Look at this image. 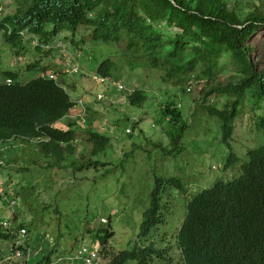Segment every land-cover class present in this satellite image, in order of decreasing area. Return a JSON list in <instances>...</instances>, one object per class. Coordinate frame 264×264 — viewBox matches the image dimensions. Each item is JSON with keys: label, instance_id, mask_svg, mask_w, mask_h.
<instances>
[{"label": "rangeland", "instance_id": "rangeland-1", "mask_svg": "<svg viewBox=\"0 0 264 264\" xmlns=\"http://www.w3.org/2000/svg\"><path fill=\"white\" fill-rule=\"evenodd\" d=\"M225 1L242 19L250 12L264 10V0ZM24 5L25 0H0L1 20ZM3 34L2 29L0 83L6 82V71L17 72L23 83L42 75L39 70H27L29 64L39 61L75 102L56 126L74 128L79 134L72 142L74 155L61 168L49 164L39 150V140L0 143V225L9 219L26 228L20 248L26 263L46 264L40 261L48 256L47 264H82L66 256L68 251L75 253L83 245L100 249L98 234L105 228H111L109 246L117 251L131 249L135 242L141 246L153 242L166 251L165 258L153 264L181 263L176 236L188 201L217 180L227 182L238 177L240 165L247 161V150L264 145V129L258 125L264 100L257 102L248 92L238 107L230 145L239 160L226 167L230 149L222 141L218 118L202 109L203 82L166 81L161 69L136 59L121 45L94 42L84 27L74 35L63 32L50 46H39L37 40L25 35L23 49H13ZM253 41L258 49L264 48V28ZM250 55H254L252 50ZM106 59L113 63L111 76L100 82L95 77L100 76L97 67ZM138 89L147 97L141 108L128 100V95ZM224 100L212 97L206 105L221 107ZM167 107L180 111L184 124L176 144L168 133L174 123L165 116ZM85 130L108 136L110 146L93 157L103 166L76 172L70 162L90 150ZM163 177L182 179L184 189L165 191L163 222L140 238L143 212L156 180ZM15 245L12 240H0V264L12 258ZM97 263L106 264L100 255Z\"/></svg>", "mask_w": 264, "mask_h": 264}, {"label": "trees", "instance_id": "trees-1", "mask_svg": "<svg viewBox=\"0 0 264 264\" xmlns=\"http://www.w3.org/2000/svg\"><path fill=\"white\" fill-rule=\"evenodd\" d=\"M80 27L90 31L94 42L121 45L136 59L161 69L166 81L203 82L202 109L218 118L222 141L230 149L225 166L237 163L239 157L230 140L238 107L248 92L257 102L264 100V48L258 49L253 41L264 28V10L242 19L225 0H25L23 9L0 18L4 40L13 49L24 48L21 40L25 35L39 46H50L63 32L74 35ZM112 67V60L106 59L98 65L97 74L110 77ZM27 70L48 71L39 61L29 64ZM5 75L11 82L0 83V143L39 140V150L49 164L63 167L74 155L72 142L79 136L74 128L56 126L75 106L70 93L47 75L26 83L19 81L17 72L6 71ZM212 97L225 98L221 107L206 105ZM146 99L140 89L128 95L129 103L139 108ZM165 116L174 123L168 133L176 144L184 131L181 113L167 107ZM258 125L264 129V114ZM84 136L90 150L70 162L76 172L103 166L93 157L110 146V138L96 131L85 130ZM246 155L238 177L217 180L188 201L176 236L179 264H264V145L247 150ZM181 180H156L143 212L140 238L163 222V195L169 188L182 191ZM10 221L9 230H0V240L13 241L24 228ZM112 237L111 228L98 234L99 255L106 264H153L165 258L166 251L153 242L145 246L135 242L131 249L117 251L109 246ZM14 252L5 264H27L25 252L19 256ZM44 259L40 263L47 264L49 257Z\"/></svg>", "mask_w": 264, "mask_h": 264}, {"label": "built area", "instance_id": "built-area-1", "mask_svg": "<svg viewBox=\"0 0 264 264\" xmlns=\"http://www.w3.org/2000/svg\"><path fill=\"white\" fill-rule=\"evenodd\" d=\"M71 71H72V67ZM77 72V71H76ZM50 78H54V75L50 74L49 75ZM97 80H99L100 82L106 81L107 78L103 77V76H95ZM11 80H7V83H10ZM121 87V85H120ZM128 132H130V130H128ZM104 220V219H103ZM12 227V222L8 219V220H4L1 225H0V230H9ZM19 232H17V236L16 238H14L13 242H15V255L19 256L22 254V251L20 250V248L23 246V238L26 235V229L22 228L18 230ZM99 247L98 246H87V245H83L80 246L77 251L74 253H72L70 256H72L71 258L74 260H79L82 264H98V260H99Z\"/></svg>", "mask_w": 264, "mask_h": 264}, {"label": "clouds", "instance_id": "clouds-1", "mask_svg": "<svg viewBox=\"0 0 264 264\" xmlns=\"http://www.w3.org/2000/svg\"><path fill=\"white\" fill-rule=\"evenodd\" d=\"M23 35H25V34H23ZM57 49H58V48H57ZM59 50H60V49H59ZM42 75H47V76L49 77L50 73L47 72L46 74L43 73ZM52 75H53V74H52ZM49 78H50V77H49ZM54 79H55V76H54ZM7 80H8V79H7ZM7 80H6V82H7Z\"/></svg>", "mask_w": 264, "mask_h": 264}]
</instances>
